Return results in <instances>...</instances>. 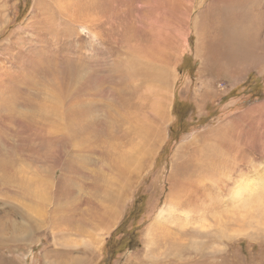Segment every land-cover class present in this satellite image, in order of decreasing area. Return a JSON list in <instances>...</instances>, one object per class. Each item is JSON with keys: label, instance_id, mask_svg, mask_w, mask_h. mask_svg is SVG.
Masks as SVG:
<instances>
[{"label": "rangeland", "instance_id": "rangeland-1", "mask_svg": "<svg viewBox=\"0 0 264 264\" xmlns=\"http://www.w3.org/2000/svg\"><path fill=\"white\" fill-rule=\"evenodd\" d=\"M222 2L0 0V264H264V0L203 68Z\"/></svg>", "mask_w": 264, "mask_h": 264}, {"label": "bare ground", "instance_id": "bare-ground-1", "mask_svg": "<svg viewBox=\"0 0 264 264\" xmlns=\"http://www.w3.org/2000/svg\"><path fill=\"white\" fill-rule=\"evenodd\" d=\"M221 4L222 8H220V11L222 15L219 12L221 20L216 30L222 38L216 43H202L201 47L203 49L196 48L197 53H200L203 59V63L201 62L202 67L210 66L218 68L219 66L226 69L233 66L249 68L248 66L257 65L260 59H262L261 55L255 54L258 48L257 37L255 34L248 32L246 34V28L243 25L246 21V24H256L254 14L252 13V8H254L251 6L252 0H223ZM222 16H231L237 22L233 21V26H230L227 24L228 22H222ZM222 23L224 24L223 26ZM240 44H245V48H240ZM206 55L207 58L205 59Z\"/></svg>", "mask_w": 264, "mask_h": 264}, {"label": "trees", "instance_id": "trees-1", "mask_svg": "<svg viewBox=\"0 0 264 264\" xmlns=\"http://www.w3.org/2000/svg\"><path fill=\"white\" fill-rule=\"evenodd\" d=\"M184 114H178V117H180L181 119L183 118ZM142 211H141V203L139 200L133 202L132 207L127 211V214L125 215L123 221L121 222V224L118 226V228L115 230V232L113 233V238H115L116 236H121L117 242L115 243H110L106 245V249L110 251V256L114 255L119 256L124 250H125V245L128 244L129 242H131L132 240H134L135 238V233H132V231L135 228V223L136 221L139 219V217L141 216ZM130 231L132 234L130 233H126V235L130 234L132 235L131 240L126 239L125 236L123 235V233L125 231ZM101 264H110L109 262V258H107L105 261H103Z\"/></svg>", "mask_w": 264, "mask_h": 264}]
</instances>
